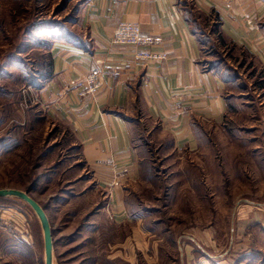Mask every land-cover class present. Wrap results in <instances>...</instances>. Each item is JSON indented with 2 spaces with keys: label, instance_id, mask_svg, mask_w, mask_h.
<instances>
[{
  "label": "rangeland",
  "instance_id": "1",
  "mask_svg": "<svg viewBox=\"0 0 264 264\" xmlns=\"http://www.w3.org/2000/svg\"><path fill=\"white\" fill-rule=\"evenodd\" d=\"M79 1L0 0V67L9 55H14L37 69L38 63L47 59L41 56L45 51H34L32 41L21 46L22 51L17 50L27 26L38 20L66 21ZM202 22L212 38V45H206L204 52H212L203 53L201 61L208 63L217 58L216 52L221 57L223 53L226 62L236 69L234 74L248 84L246 99L248 105H253L243 115L237 112L226 118L234 124H229L228 129L209 125L206 130L210 136H200L198 148L185 151L157 149L147 135L155 131L154 125L147 121L135 124L136 143H140L139 136L148 140L147 157L153 166V177H140L126 187L116 180L108 188L109 172L102 169L101 176L94 166L81 161L72 147V136L42 111L36 87L16 82L10 85L5 76H0V86L13 91L11 99L16 107L15 113L9 115L5 108L8 99L0 96V124L7 123L0 126V138L9 128L15 133L19 124L24 139L20 148L0 155V189L26 192L23 188L38 179L36 189L26 193L48 217L53 264H197L195 243L200 244L197 236L204 233L223 245L218 249L217 261L228 258L222 264H232L245 248L231 243L241 240V236L253 242L251 231L238 234L237 227L251 206L264 208V87L258 88L262 73L254 60L241 62L242 54L218 42L213 21ZM250 126L256 128L255 132L244 130ZM250 137L255 139L253 144H248ZM255 146L256 151L252 150ZM112 186L120 187L117 192L123 194V216L113 215L109 205ZM20 208L0 202V264H45L39 220L32 209L35 217L27 208ZM33 219L40 230L37 242ZM8 240L24 241L32 248V256L24 258L12 253ZM191 243L194 249L188 257L186 247ZM243 264L259 262L253 257Z\"/></svg>",
  "mask_w": 264,
  "mask_h": 264
},
{
  "label": "crops",
  "instance_id": "2",
  "mask_svg": "<svg viewBox=\"0 0 264 264\" xmlns=\"http://www.w3.org/2000/svg\"><path fill=\"white\" fill-rule=\"evenodd\" d=\"M191 2L208 22L219 24L225 38L252 55L251 59L264 70V32L260 25L264 24V0ZM177 4L178 0H80L76 21L69 28L79 40L52 43V77L41 81L38 89L41 109L66 125L64 132L72 136V147L85 165L94 166L101 176L102 169L109 172L108 184L102 177L108 188L116 180L126 187L141 177L139 148L132 146V134L137 133L135 123L126 118H139L154 125L155 131L147 135L151 136L150 142H158L157 146L185 151L198 148L197 134L210 136L206 130L209 125L229 128L231 123L226 118L231 115H226L232 103L243 105L238 106L242 115L253 105H248L246 89L237 93L233 91L235 85L228 86L219 75L200 68L199 43ZM120 22L138 23L143 36L160 38L153 50L165 52L166 59L138 60L136 47L110 44ZM93 69L103 72L100 86L95 93L80 97L73 83ZM234 83L245 85L242 77ZM255 129L244 128L250 133ZM253 140L250 137L248 144H253ZM255 147L251 149L256 151ZM119 188L114 186L110 192L109 205L113 215L123 216V194L117 192ZM262 211L264 208L251 206L237 227L238 234L251 231L254 235L253 242L237 235L241 240L231 243L245 248L236 261L240 264L250 261L254 246L264 252ZM204 234L197 236L200 244L195 243L197 264L228 261H217L218 249L223 245L213 235ZM186 249L189 257L194 249L192 243ZM232 251L229 250L230 255Z\"/></svg>",
  "mask_w": 264,
  "mask_h": 264
},
{
  "label": "trees",
  "instance_id": "3",
  "mask_svg": "<svg viewBox=\"0 0 264 264\" xmlns=\"http://www.w3.org/2000/svg\"><path fill=\"white\" fill-rule=\"evenodd\" d=\"M13 2V3H18L20 0H1L2 3L4 2ZM67 0H64V2ZM178 8L184 12L185 17L187 18L188 22L190 23V28L191 32L193 35L196 36V39L199 43V48H200V55L202 58L203 53H211L212 51L210 50L209 52H204V49H206V45H212V38L210 37L209 33L207 32L206 29H204V25L202 20L207 21L208 18H206L201 12H199L191 2V0H178L177 4ZM78 12V6H74L73 13L71 14L70 17L67 18L66 21H58V20H38V21H31L30 24L27 26L26 30L23 33V36L20 38V46L17 50L22 51L23 48L21 46H26L27 42L32 41L34 42L33 49L36 52H43L41 55L42 57H46L47 59L44 61H41L38 63V68L35 69L32 67V64L29 62L25 61L22 57L20 56H14V55H9L8 59L3 63V65L0 67V76H5V78L8 79V81L11 82L10 85H12V82H16L18 85H30L33 87H36L37 89L40 88V84L42 82H46L48 79H50L52 76V62H51V57H50V49L52 46V43L55 41H64L68 43H76L77 37L74 32H72L69 28L72 24L75 23L76 21V14ZM196 17V18H194ZM214 26V31L216 35L218 36L217 40L218 42L222 43L223 45L227 44L230 49V51L242 54L241 57V62L245 61L248 58H251L252 55H250L247 51L242 50L240 47L236 46L234 43H232L229 39L225 38L224 35L219 31V24L213 22L212 24ZM261 29L264 32V24H260ZM30 28V29H29ZM204 29V30H202ZM222 57L221 55H218V52H216L217 58L213 61L210 62H203L200 61L199 65L200 68L203 70L212 72L216 75H219L224 82L229 86V84L235 85V90L241 92L245 90V87H248V84L245 83L243 84H236L234 83L237 79V77H241L240 75L234 74V71L236 70L232 66H230L226 62V58L224 57L223 53ZM207 64V65H206ZM6 67H9L8 70H12L13 72H8ZM260 71L262 73L261 77L262 80L260 81L261 84L258 87L259 89L264 87V70L263 68H260ZM18 73V79H15V75ZM42 81V82H41ZM252 92V91H250ZM254 93V92H252ZM0 96L2 98L8 99L5 103V108L8 111V114H13L15 113L16 107H15V101L13 100L14 94L13 91H8L5 87L0 86ZM13 98V99H11ZM238 106L234 103L230 107H228V114L226 117L229 115L235 114L238 111ZM20 119L21 117L18 116ZM1 119V118H0ZM128 121H132V123L135 124H140L139 118L131 119V118H126ZM8 122V121H7ZM7 124V123H6ZM5 124V125H6ZM62 125L65 130L67 129L66 125L63 123H59ZM4 124H0V126H5ZM234 126V124H231ZM13 129L9 128L6 133L2 134L3 136L0 138V155H7L13 150H16L21 147L23 143V134H20L21 126L18 124V129H16L15 133H12ZM67 131V130H66ZM137 133L132 134V146L134 148H139L138 153L140 155V176L142 178H147L151 179L153 177L152 174V163L151 160L149 161L147 155H149L150 149H149V143H152L148 140H142L141 136H139L140 143H136V137H138V130L136 129ZM14 134L15 137H12ZM198 139L200 140L199 134H197ZM198 140V141H199ZM166 142V141H165ZM157 146V141L154 142ZM167 143V142H166ZM161 147V145L157 146V149ZM162 148V147H161ZM143 152V153H142ZM143 154V155H142ZM145 173V175H144ZM147 174V175H146ZM35 178L33 183L27 187L23 188L28 194L32 193V189H36V183L38 179ZM0 202L3 203L4 205H14L17 208H20V206L27 208L30 213L33 214L30 206L23 202L22 200H19L17 198H7V197H0ZM21 209V208H20ZM33 217L34 214H33ZM32 225L34 227L35 233H36V242L37 239L39 240V232L40 230L38 229V223L37 220L33 219ZM39 242V241H38ZM6 243L7 246L11 249L12 253H15L19 256H22L24 258H29L32 256L33 251L30 246H28L24 241H13V240H8ZM250 258H255L258 260L259 264H264V252L256 250L255 248L252 249V253L249 255ZM260 258V259H259ZM251 260V259H250ZM246 263H249V261H246ZM216 264V263H215ZM235 264H240L239 262H236Z\"/></svg>",
  "mask_w": 264,
  "mask_h": 264
},
{
  "label": "built area",
  "instance_id": "4",
  "mask_svg": "<svg viewBox=\"0 0 264 264\" xmlns=\"http://www.w3.org/2000/svg\"><path fill=\"white\" fill-rule=\"evenodd\" d=\"M160 42V38L143 36L140 25L135 22H120L110 40L113 45L134 46L137 48L135 57L138 60L154 62L166 59L165 52L153 50ZM102 79V70L93 69L85 77L74 82L73 87L77 89L78 95L83 97L95 93Z\"/></svg>",
  "mask_w": 264,
  "mask_h": 264
},
{
  "label": "water",
  "instance_id": "5",
  "mask_svg": "<svg viewBox=\"0 0 264 264\" xmlns=\"http://www.w3.org/2000/svg\"><path fill=\"white\" fill-rule=\"evenodd\" d=\"M0 197H12L22 200L30 206L35 215L37 216L41 225L44 242V258L45 264H53L52 262V234L50 223L45 211L42 207L31 198L26 192L18 189H0Z\"/></svg>",
  "mask_w": 264,
  "mask_h": 264
}]
</instances>
